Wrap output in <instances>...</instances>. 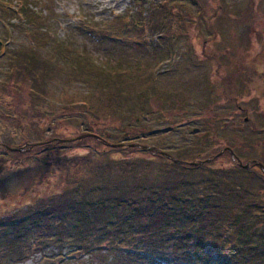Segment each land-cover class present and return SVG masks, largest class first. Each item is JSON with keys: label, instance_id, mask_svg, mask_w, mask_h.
Listing matches in <instances>:
<instances>
[{"label": "rangeland", "instance_id": "obj_1", "mask_svg": "<svg viewBox=\"0 0 264 264\" xmlns=\"http://www.w3.org/2000/svg\"><path fill=\"white\" fill-rule=\"evenodd\" d=\"M16 1L10 7L18 10L22 3ZM27 1L36 24L10 17L11 28L0 19V264H264V243L253 251L236 247L237 235L226 232L232 221L251 222L247 228L261 223L254 213L264 221L262 182L246 171L249 166L224 158L214 163L208 153L210 143L228 139L223 145L236 149L244 164L264 161L263 134L247 128L264 127V0ZM132 13L138 27L122 18ZM145 24H165L168 34L152 41L154 32L139 26ZM28 58L43 65V82L21 78L20 67L11 65ZM82 66L92 77L85 79ZM109 92L129 100L116 104L117 115L76 109L86 100L96 107L93 97ZM191 117L198 120L189 129L169 131ZM194 126L207 133L196 136ZM87 132L100 137L97 143ZM131 144L177 152L164 157L157 148ZM6 145L22 151L8 152ZM222 149L218 142V157ZM180 160L198 167L182 168ZM77 186L87 199L107 197L100 217L123 210L122 229L110 227L109 219L110 236L99 230L101 223L90 232L76 230L67 203L56 216L50 198ZM211 187L218 191L202 231L220 225L217 238L202 233L197 247L182 237L175 248L176 240L152 235L157 224L171 220L173 213L163 214L176 198H207ZM136 197L139 204L152 198L169 203L161 202L166 207L157 209L153 223L135 212ZM45 203L53 215L41 214ZM141 228L145 235L134 233ZM81 229L82 240L92 238L86 248L78 243ZM259 236L264 240V223Z\"/></svg>", "mask_w": 264, "mask_h": 264}, {"label": "trees", "instance_id": "obj_2", "mask_svg": "<svg viewBox=\"0 0 264 264\" xmlns=\"http://www.w3.org/2000/svg\"><path fill=\"white\" fill-rule=\"evenodd\" d=\"M144 1L147 2L149 0H144ZM11 2H12V0H0V8H2V10H3V11L0 10V13H1L0 19H2L4 21L6 20L7 23L8 22L10 23V21H11L10 17H12V18L15 17L14 20L16 21V23H20L22 21H27V25H29V26L36 24L35 16H34L33 12H31L28 9L29 4H28L27 0H17L16 1L17 3H22L21 7H19L20 9H18V10L10 7ZM165 4L160 6L159 9L165 10V7H167ZM5 6H8L7 10L3 9V8H5ZM150 10L152 13L156 12V11H154L155 10L154 8L153 9L150 8ZM11 14H17L20 17H17L15 15L10 16ZM249 14H250L249 16L251 17L252 14L251 13H249ZM132 15H133V13L130 14V16H127V17L123 16L122 18H125V21L129 25L133 23V27H138V23L134 22ZM164 19H162L159 22V24H162ZM13 21H12V23H13ZM11 24H9V25L11 26ZM159 24L157 26H154L151 24H145V25H139V26H142L143 28H146V29L149 28L150 33L152 30L154 33H153V35L151 34L152 35L151 39H152V41H154V38L156 36L155 34H157L158 36L163 35V34H168V29L166 28V26H164L165 24L162 26ZM13 25H14V23L12 24V26ZM12 26H11V28H12ZM158 27H160V28H158ZM28 31H30V30H28ZM158 38H160V36ZM3 43H5V42H3V40L2 41L0 40V49L3 48ZM11 65H12V67H16V70H17V68L20 67L21 71L18 70L19 75H22L21 78H25V80H30V81H35L36 83L37 82L41 83V81L43 82V80L46 79V75H45L46 72L43 69V65L37 64L35 59H29L28 58V59H20V61L15 60L14 62H12ZM82 69L85 70L84 71V75L86 74L85 79L88 78V76L92 77V74L89 72V69L87 67L82 66ZM40 72H42V75H39ZM106 83L109 84V81L108 82L106 81ZM107 94H110L111 96L106 97L104 95V93L103 94L99 93V95H97L96 98L93 97L94 100L92 99V102L95 101L96 107L94 105H93L94 106L93 107L92 103L86 100V101L78 102V104H77L78 107L76 109L80 108V110L82 112L91 113L93 116L98 115L99 113H102L104 111H106V112L111 111V114L117 115L116 113H118L117 112L118 108H117L116 104L119 105L120 103L127 102L129 100L126 99L125 97H123L122 99H120V98L114 99L112 97L111 92H109ZM113 109H115V110H113ZM123 109L129 111L130 107L126 106ZM112 111H115V112H112ZM87 134H90V132H87ZM93 134H96V133L93 132ZM99 136H101V135H99ZM92 141L96 142L97 140L95 138H93ZM59 143L60 142H58L57 144H59ZM186 169H189V168H186ZM70 189H69V187H67L64 192H61V191L56 192L55 195L59 194L58 196H53L50 198L53 201L52 202L53 206H51L50 210L56 211V216L60 217L62 215V213H60L61 212L60 208H64V206H66V203H67V208L69 209L70 213H72V216H73V217L71 216L72 218H70V219L74 223L75 228H77L76 230H78L79 228H82L83 231L90 232L93 228H94V230H96L97 228H95V227L101 223L103 225L101 226V228L99 230L102 231L104 229L105 231H107L108 235L110 236L111 235L110 231L112 228L111 229H109V228L111 226L113 227L115 225L116 226L115 228H117L118 231H120L122 229L121 217L124 215L123 210H121L120 213H118L116 210H114L115 214L112 215L111 218H109L110 215L107 216V213H105V212L103 213V215H104L103 217H100V215H99L100 211H102L105 207H108L107 206V200H108L107 197H104L102 195L100 200L87 199L86 198L87 197L86 192H83L84 189L81 188L80 186H77V189L74 190V192L70 191ZM210 189H212L213 193H212V195L210 193H208L209 196L207 198H206V195H200V196L196 195L195 199H193L191 196H189V197H185L184 200H181V201H179L178 198H176V200L174 201V204L168 206L170 210H165L164 214H163L164 216H167V215H169V213H173L174 215L171 216V220L165 219L166 221H168V223H166L167 225L164 224V225L159 226V224H157L156 228L154 229L155 231L152 230L153 232H151L152 235L155 237V233H156L160 238H162L168 242L176 240L177 243L175 244L176 241L174 242L175 248L179 244L178 242L183 241V239L185 240L183 242L197 246L196 244L198 242V239L201 238V236L204 237V235L202 233H206V232H207V234H206L207 236H211V237H213V239L217 238L218 233L220 232V227H221L220 225L213 227L214 224H208L207 223L209 225V227H211L212 229L209 230V227L206 226L204 228V230L202 231V229H203L202 225L205 224V223H203V221L206 222V213H210V207H208L210 205L209 203H212V201L210 199L213 198L217 193L216 191H218L217 189L212 188V187ZM54 190L55 189L52 188L51 192H53ZM71 192L74 194L77 193L75 196L76 199H74L75 202H72V199L74 198V194H73V198L71 199ZM146 196H151V194L146 195ZM207 199H208V202L206 205H204V202ZM247 200L250 202V199H247ZM165 201H167V200H163V201L161 200V202H164L165 205H167ZM139 202H140L139 197H136L134 199V201H131V205L135 207L134 208L135 212L136 213L139 212L141 217L143 214L147 215L148 219L153 223L156 220V216H157L156 213H158L157 209L162 210L163 207H166L164 204H162L161 202H159L155 198H152L151 200L145 199V200H143V204L142 203L139 204ZM167 203H169V202L167 201ZM185 205H188V206H185ZM139 206H140V209H139ZM193 206L198 208V210L200 212L193 211L194 210ZM46 207H50V205L45 203L44 207L41 206V208H40V210H42L41 214H43L44 212H47V213H45L46 216L47 215H53V212L51 213L48 210L45 211L44 208H46ZM95 209L97 211L96 216H94L92 213ZM203 210H205V211H203ZM39 212L40 211L37 210V214L36 215L34 214L35 219L39 215ZM48 212H50V213L48 214ZM133 212H134V210H133ZM252 212H256V211L253 210ZM70 213H69V216H70ZM132 213L130 216H132ZM194 213H196V214L201 213V216L195 215ZM125 217H127V216H125ZM137 217H138V215H136V218H131V219H137ZM261 217L262 216H260L259 214L254 213V218H260V220H261V223H258V225L260 224V226L255 225L253 223V226H249L247 228V225L251 222H247V224L244 226V225H242V223L244 221H238V224H235V225L232 224V222H233L232 221L228 226H226V232L231 233V235L232 234L237 235L236 241L238 243H237L236 247H240V248L246 247L248 250H252V251L255 249L259 250L261 248L262 244L264 243L263 236H261V237L259 236L262 232L263 223H264V221L262 220L263 217L262 218ZM109 219H111V221H112V225L110 224V227L108 226L109 224L107 222L104 223L105 221H109ZM142 219H144V218L142 217ZM83 220H85L86 225L83 222ZM133 221L135 222V220H133ZM60 225H63V223ZM137 225H139V224H137ZM158 227H159V230H156ZM242 228L244 229V231L240 232V229H242ZM82 229L80 230L81 232L78 233V235H77V236H79L78 243H80L82 245H84V243H85V248H86V242L90 241L92 243V240H91L92 238H90V239L86 238V240H82L83 239L82 238V236H83ZM134 233L135 234H144V233H142V228L135 230ZM252 233H253V235H255V240H252V239H254ZM131 236L132 235L128 234L127 240H129ZM241 236H244L243 242H242ZM182 237H183V239H182ZM147 239H148V242H150L151 236L149 235V237ZM178 239H180V240H178ZM225 244H226V242H224L223 245H225ZM181 263H183V262H181Z\"/></svg>", "mask_w": 264, "mask_h": 264}, {"label": "flooded vegetation", "instance_id": "obj_3", "mask_svg": "<svg viewBox=\"0 0 264 264\" xmlns=\"http://www.w3.org/2000/svg\"><path fill=\"white\" fill-rule=\"evenodd\" d=\"M223 67V66H222ZM227 69H228V71H232V66L230 67V66H227L226 67ZM248 113H250L249 112V110H248ZM234 115H235V112L234 111H232L231 112V117L233 118L234 117ZM250 118H248V119H246V122H249L250 120H249ZM198 120V119H197ZM197 120H193L192 119V117L191 118H189V119H187V121H184V122H181L180 124H178L177 126H180L179 128H177V129H175L176 128V125L175 126H170V128H169V131H171V132H178L179 131V129H181V128H188L189 129V127H191V126H193V124L195 123V121H197ZM232 120V119H231ZM231 120L229 121L230 122V124H231ZM227 123V122H226ZM226 123H223V126H222V128H226L227 127V124ZM204 126H206L205 124H204ZM232 126H233V129H235L236 128V124H235V122L234 121H232ZM248 128V130L249 131H251V132H253V133H256V132H258V133H262L263 134V137H264V127H260V128H257V127H255V126H248L247 127ZM181 131H183V129L181 130ZM244 131V130H243ZM192 132L196 135V136H198V135H201L200 137H202L203 136V133H207V132H202V128H201V126H194L193 128H192ZM183 134H185V133H181V136L183 135ZM186 135V134H185ZM207 137V136H206ZM228 141V139H226L225 141H222L221 139H217V142L216 141H214V142H212V143H207V144H209L208 145V148H209V151H208V153H209V155H210V157L212 156V158H211V160H213L212 162H218V160H220V161H223V160H228V161H230V160H233V163H235V164H238V165H243V166H245V167H247V166H249V167H247L248 169L246 170V171H248L249 173L251 172V173H253L254 174V176L256 177V178H258L261 182H262V184H263V187H264V161H261V160H251V162H246L245 164H244V162L241 160V158L236 154V149H234V148H232V147H230V146H228L227 144H225V145H223V142H227ZM218 142H220V143H222V152H223V154L221 155V157H218L217 155L219 154V152H217L218 150H217V148H218ZM201 146H202V144H201ZM224 146V147H223ZM206 147V146H205ZM155 148H157V147H155ZM158 150H159V152H160V154L162 155V156H164L163 155V153H165V154H168V155H170V156H173V153H171V151H176V149H170V147L168 146L166 149H163V150H160L159 148H157ZM232 149V150H231ZM212 150V151H211ZM185 151H186V148H183V149H179V151H178V153H180L181 155H183L184 153H185ZM232 151H233V153H232ZM177 152V151H176ZM165 157V156H164ZM200 157H202V156H200ZM204 158V157H203ZM221 158L223 159V160H221ZM180 162L181 163H178V165H180L181 167H183V168H192V167H198L197 165H192V163L190 164V163H188L187 161H184V160H180ZM177 164V163H176ZM239 168H240V166H239ZM264 191V190H263ZM263 191H260V192H263Z\"/></svg>", "mask_w": 264, "mask_h": 264}, {"label": "water", "instance_id": "obj_4", "mask_svg": "<svg viewBox=\"0 0 264 264\" xmlns=\"http://www.w3.org/2000/svg\"><path fill=\"white\" fill-rule=\"evenodd\" d=\"M86 136H88V137H94V138H96V139H100V137H98V136H96L95 134H86ZM66 141H68V140H66ZM105 144H107V145H109L108 143H106L105 142ZM113 146H116V147H123V146H125L124 144H118V145H113ZM131 146H133V147H141V148H143V149H145V150H149V151H151V150H155L156 151V149L155 148H150V147H147V146H141V145H139V144H132ZM10 151H22V149H10V148H8ZM164 155L165 156H168L169 157V155L168 154H165L164 153ZM177 163H179L178 161H176Z\"/></svg>", "mask_w": 264, "mask_h": 264}]
</instances>
